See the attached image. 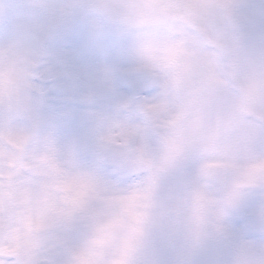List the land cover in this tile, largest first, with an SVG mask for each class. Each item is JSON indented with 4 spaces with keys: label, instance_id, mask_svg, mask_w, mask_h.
I'll use <instances>...</instances> for the list:
<instances>
[{
    "label": "clouds",
    "instance_id": "9594fccd",
    "mask_svg": "<svg viewBox=\"0 0 264 264\" xmlns=\"http://www.w3.org/2000/svg\"><path fill=\"white\" fill-rule=\"evenodd\" d=\"M0 264H264V0H0Z\"/></svg>",
    "mask_w": 264,
    "mask_h": 264
}]
</instances>
